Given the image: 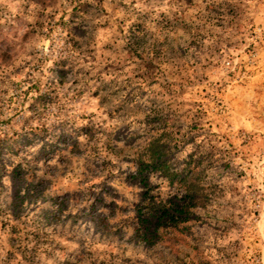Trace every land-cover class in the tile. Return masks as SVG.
Listing matches in <instances>:
<instances>
[{
  "label": "rangeland",
  "instance_id": "1",
  "mask_svg": "<svg viewBox=\"0 0 264 264\" xmlns=\"http://www.w3.org/2000/svg\"><path fill=\"white\" fill-rule=\"evenodd\" d=\"M17 2L0 0V16L6 3ZM69 2L73 4L75 0ZM142 2L159 5L164 0ZM168 4L171 7L166 11L151 9L138 15L127 32L122 27L123 19L117 17L118 22H112L115 33L105 20L97 30V46L80 53L86 57L84 63L93 62L91 67H97L98 58L111 60L109 53H125L123 62L103 63L99 68L98 75L102 73L108 80L77 91L74 97L86 109L77 114L84 121L80 131L92 134L90 139L99 131L103 143L97 140L95 144L82 146L65 130L67 125H56L52 131L43 128L39 133H25L16 139H0V249L5 243L9 248L4 264H10L17 254L23 264H137V251L154 264H214L213 253L220 259H236V264H246L248 260L257 264L259 251L253 253L256 258L253 259V256L240 255L241 250L247 252V244L238 240L220 247V241L228 238L229 224L243 231L237 221L246 220L249 215L255 232L264 229L261 211L253 207L259 201L252 198V193L259 194L260 189L250 183L259 180L260 168L264 166L255 152L248 161L251 172L238 165L240 170L234 174L235 169L223 162L225 155H231L229 149H235L228 142L229 129L221 131L222 126L208 118L205 101L211 93L204 82L213 80L220 84L216 95L221 90L229 95L239 91L245 74L249 84H253L251 77L258 73L249 72V68L254 64L251 60L242 63L240 57L249 52L260 57L264 50L248 43L243 36L233 39L234 35H240L236 29L243 28L244 24L233 15V9L221 11L225 8L222 3L213 7L208 0H168ZM92 8V4H76L67 13V21L63 16L57 21L68 31L65 44H72L77 51L82 46L73 37L86 35L80 13L88 14ZM225 13L232 19H227ZM15 20L16 28H22L20 18ZM12 29L11 23L0 24V48L5 49V59L13 47L6 35ZM116 33L127 40L119 49L113 48L118 43V38L113 39ZM248 34L249 38L256 36L253 29ZM27 39L25 34L24 40ZM93 52L97 55L93 56ZM69 62L67 59L56 62L55 75L61 86L68 80ZM224 63H229L232 69L225 73L227 80L221 75ZM80 73L88 75L83 69H77V74ZM114 73L123 75L124 79ZM157 77H163V81ZM100 116L106 119L99 123L109 124L112 131L98 129ZM121 117L129 122L120 123ZM133 123L143 125V129H132ZM130 129L132 132L128 134ZM152 137L169 142L172 151L169 168L179 173V178L187 166L197 170L203 200L179 229L147 238L140 221L143 216L139 215L146 211L144 199L149 196L147 191L141 192L136 202V182L140 180L139 158ZM121 141L124 149L116 147ZM221 141L228 143V148L219 147ZM36 144L40 147L34 153L29 152ZM189 145L191 151H187ZM125 150L127 155L123 154ZM117 156L124 163L135 161L137 174L134 176L113 164ZM178 177L173 181L166 177L176 187L175 195L166 200L183 193ZM259 183L264 184V180ZM128 196H133V201H128ZM234 197L238 202H234ZM233 243L238 249L227 252Z\"/></svg>",
  "mask_w": 264,
  "mask_h": 264
},
{
  "label": "clouds",
  "instance_id": "2",
  "mask_svg": "<svg viewBox=\"0 0 264 264\" xmlns=\"http://www.w3.org/2000/svg\"><path fill=\"white\" fill-rule=\"evenodd\" d=\"M83 3L92 4L93 8L88 14L80 13V18L85 22L86 35L73 37L82 46L77 51L72 44H65L69 35L68 31L60 27L57 21L61 16L67 21V13L71 12L72 7ZM208 3L213 7L217 4H224L225 8L221 11H225L227 8L233 9V15L244 24L243 28L236 29L240 35H234L233 39L239 40L243 36L248 43L257 44L260 49L264 50V0H208ZM169 7L171 6L168 4V0H164L159 5L144 3L142 0H75L73 4H70L69 0H55L54 3L52 0H43L42 3L37 0H18L14 4L6 3L4 14L0 16V24L7 22L13 25L12 31L6 33L8 42L13 47L7 51V59H5V49L0 48V111L3 112V115H0V139L6 137L16 139L17 136L25 133H39L43 128L52 131L56 125H67L69 127H66L65 130L73 135L82 146H87L90 143L95 144L97 140L103 143L99 131L91 139L92 134L80 131V126L84 121L78 119L77 114L85 112L86 109L76 103L74 97L77 91L91 89L98 83L108 80L109 77H105L102 73L98 75L99 68L103 63L123 62L125 53L120 51H117L115 55L109 53L108 55L112 56L111 60L98 58L95 61L97 67H91L93 63L91 60L87 64L84 63L86 57H81L80 53L84 52L86 48L97 46L98 41L95 39L98 34L97 30L105 20L109 21L111 32L115 33V24L112 22H118L117 17L123 19L125 23L122 27L127 32L128 26L141 13L149 12L151 9H156V12L166 11ZM202 7L203 5H201ZM175 10L173 7V11ZM225 14L227 19H232V16ZM16 17H19L23 24L20 29L16 28ZM152 17L155 18V13H152ZM77 22L79 23V21ZM249 29L256 32L254 38H249ZM25 34L28 35L26 41L24 40ZM138 35H143V33ZM117 38L118 43L113 45L114 49H119L127 42L126 37L119 33L113 37L114 40ZM92 55L96 56L97 54L93 52ZM117 57L120 59L118 60ZM61 59L70 61L67 65L70 74L67 82L62 86L58 83V77L55 75L56 62ZM133 59L135 58L133 57ZM240 60L242 63L249 60L253 62L254 67L249 68V72L258 73L251 77V80L254 81L253 84H249L247 74H245L241 78L243 87L239 91H234L229 95L221 90L220 94L216 95L215 90L221 87L220 84L213 80L204 82V86L211 93L209 100L205 101V111L209 112L208 118L214 123H219L222 126L221 131L224 128L229 129L228 142L233 144L235 151L229 149L231 155H225L223 162L229 163L235 169L234 174L239 172L240 167L246 171H252L248 161L253 159V152L259 159L260 165L264 166V51L261 52L260 57L254 56L252 52L247 55L242 54ZM126 62L131 64V61ZM222 68L224 72H221V75L232 70L229 63H224ZM77 69H83L88 72V75L85 76L83 73L78 75ZM114 75H118L121 80L124 79V76L119 73H114ZM157 78L163 81V77ZM225 80H227L226 75ZM72 81H79V83L73 84ZM231 87L232 85L229 84V88ZM70 89L72 90L70 91ZM45 95L48 99H38ZM213 95L216 96L215 99L212 98ZM30 105L33 106L31 110L29 109ZM216 105L219 107H215ZM215 113H219V115ZM104 119L106 117L98 118V129L102 127L112 131L109 124L101 125L99 123ZM5 121L7 123H4ZM128 122L127 118L121 117L120 123L127 124ZM109 123L116 124V122ZM132 129L142 130L143 125L133 123ZM132 129L128 134H131ZM56 131H60V128H57ZM250 136L251 139H249ZM241 144L244 146L241 147ZM218 146L228 148V143L221 141ZM39 147L40 144H36L28 151L34 153ZM116 147L124 149L123 141L118 142ZM191 150L192 146L189 145L187 151ZM123 154L127 155V151L125 150ZM241 157H245V159L242 160ZM112 163L118 165L119 168L127 169L134 176L137 174V169L134 167L135 161L124 163L121 156H117L112 160ZM238 165L240 167H237ZM255 174L252 172V175ZM259 180H264V167L260 168ZM259 180L250 181L254 188L259 187V194L252 193V189L248 191L252 193V198L259 201L253 207L260 209L261 222L264 223V184H260ZM136 184V202L139 201L138 194L141 192L147 191L149 200L155 197L157 204L175 195L176 192V187L159 170L146 171L143 180H138ZM246 198L248 197L246 196ZM233 199L234 202H238V198L234 197ZM128 201H133V196H128ZM248 202L251 204V199ZM237 223L241 224L244 230L239 231L229 224L227 226L230 229L229 236L220 241V247L228 245L230 241L239 240L248 245L247 252L241 250L240 255L253 256V253L259 251L261 255L257 264H264V229L258 233L255 232L253 230L255 224L250 215L246 220L237 221ZM221 227H225V225H221ZM241 237L244 239L241 240ZM125 239L127 240L128 237L126 236ZM207 242L211 243V241ZM237 249L238 245L233 243L227 248V252H234ZM8 251V245L5 243L3 249H0V264H4V255ZM129 251L132 252L131 249ZM135 254L137 255V264H141V262L154 264L153 261H146L145 256L138 251ZM220 256H224V253L221 252ZM211 258L214 260V264H236V259H220L216 257L215 253ZM253 259H256L255 256ZM18 261L23 264L17 254L16 259L12 260L10 264H17ZM246 264H252V261L248 260Z\"/></svg>",
  "mask_w": 264,
  "mask_h": 264
},
{
  "label": "trees",
  "instance_id": "3",
  "mask_svg": "<svg viewBox=\"0 0 264 264\" xmlns=\"http://www.w3.org/2000/svg\"><path fill=\"white\" fill-rule=\"evenodd\" d=\"M171 148L168 141L152 137L146 147L144 154L138 161V173L143 180L144 173L148 170H159L170 180H175L179 175L169 168ZM194 167H185L178 179L180 186L184 188L181 195L172 199L163 200L159 204L155 200L144 199L145 212L139 215L145 235L157 237L160 232L175 231L185 222L190 220L192 209L197 208L203 200L200 177Z\"/></svg>",
  "mask_w": 264,
  "mask_h": 264
}]
</instances>
